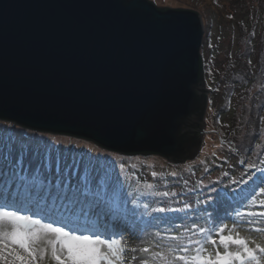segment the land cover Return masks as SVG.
I'll use <instances>...</instances> for the list:
<instances>
[{
  "label": "rangeland",
  "instance_id": "374dc122",
  "mask_svg": "<svg viewBox=\"0 0 264 264\" xmlns=\"http://www.w3.org/2000/svg\"><path fill=\"white\" fill-rule=\"evenodd\" d=\"M151 1L158 7L197 11L203 22L199 48L201 75L204 88L210 91H206L207 105L201 116L204 121L201 143L193 158L173 162L158 153L124 154L82 137L37 131L0 119V187L5 192L9 189L15 192L18 186L27 185L24 181L29 176L38 179L34 181L37 184L44 181L45 187L51 180L54 196L64 191L71 195L77 187L68 188L69 181L77 183L86 174L85 166L94 167L90 177L93 179L92 192L95 198L103 201L107 219L81 214L82 205L53 217L37 218L47 223L63 215L60 226L80 228L78 234L88 229L87 234L122 239L129 249H141L127 253L128 264H141L143 259L160 264L153 253H167L169 247L187 245L189 239L202 240L204 237L198 228H212L214 223L216 226L224 223L229 228L235 223L242 237L264 246V234L256 231L264 228V216L243 217L256 220L254 224H247L240 223L242 218L236 215L237 212L264 211L258 205V201L264 199L259 195L264 183L255 177L257 169H264V12H261L264 0ZM22 145L29 148L23 156V166L19 162ZM49 157L50 167L47 166ZM57 159L61 161L58 174ZM73 160H82L83 164L69 172L64 161L71 163ZM249 164L256 167L249 168ZM240 179L247 180V186L233 183ZM60 182L63 187H56ZM79 185L80 188L84 186ZM251 187L256 189L252 194L257 196L255 205L251 196L244 199L241 194V189L247 191ZM224 189L229 196L217 210V205L209 198L215 199L216 193ZM165 192L169 195L164 196ZM120 196L125 201L118 203ZM161 208L167 210L161 212ZM225 210L230 218H223ZM116 214H126L125 225L131 231L122 232L117 226L115 229L112 219ZM217 216L221 219H215ZM211 234L216 235L214 228ZM205 246L208 252L214 251L212 245L206 243ZM146 247L150 252L142 251Z\"/></svg>",
  "mask_w": 264,
  "mask_h": 264
},
{
  "label": "water",
  "instance_id": "95a60500",
  "mask_svg": "<svg viewBox=\"0 0 264 264\" xmlns=\"http://www.w3.org/2000/svg\"><path fill=\"white\" fill-rule=\"evenodd\" d=\"M201 21L151 0H0V119L193 158L210 91Z\"/></svg>",
  "mask_w": 264,
  "mask_h": 264
},
{
  "label": "snow or ice",
  "instance_id": "6c2138e0",
  "mask_svg": "<svg viewBox=\"0 0 264 264\" xmlns=\"http://www.w3.org/2000/svg\"><path fill=\"white\" fill-rule=\"evenodd\" d=\"M251 63V61H249ZM264 119V118H262ZM21 160L23 166V156L29 151L27 145H22ZM39 149H37V153ZM61 161H56L57 174L60 170ZM65 168L69 172L73 168H79L83 161L73 160L71 163L64 161ZM48 167L51 166L49 157ZM30 167V165H29ZM39 167V166H38ZM86 174L80 177L77 184H83V188L77 187L75 191L69 194L64 191L62 194H52V182L45 187L44 181L40 183L29 182L26 186H18L15 192L11 189L5 192L0 187V264H128L129 251H141V249H129L127 243L122 239L103 238L101 234H87L88 229H84L83 234L80 228H66L60 226L63 219L61 215L58 219H52L51 222H43L37 217H53L57 213L67 211L76 205H82L80 211L83 215H95L98 220L108 218V213L102 207L103 201L95 198L92 192L93 179L92 173L95 168H87ZM249 168H255V164H249ZM123 169L124 165L121 164ZM260 176L256 177L261 183H264V169H257ZM2 175V174H0ZM153 175H156L154 172ZM175 175V173H173ZM24 180L23 177L20 178ZM252 179L251 176L248 178ZM239 185L247 186L248 181L240 179ZM56 187H63V183H57ZM68 187H71L69 181ZM151 187V185H148ZM255 187L241 189L242 198L251 196L252 204H257ZM215 191V190H213ZM168 196L169 193H163ZM259 195L264 196V187H260ZM229 196L227 189L216 193V198L212 199V204L219 206L226 202ZM90 197H94L90 199ZM60 201L59 204L56 202ZM260 208H264V199L258 201ZM188 207V205H185ZM87 209V211H85ZM167 209L161 208L163 212ZM179 211V209H177ZM22 212H31V215L22 214ZM241 217L240 223L254 224L255 219L245 220L243 217L264 216L261 212H237ZM223 218H230L227 210ZM215 219H221L217 216ZM195 229L197 226L194 224ZM215 229L216 235L211 233ZM257 232L264 234V228L256 229ZM198 232L204 237L202 240L189 239L187 245L177 244L174 248L169 247L167 253H153V257H158L160 264H264V246L256 240H250L242 237L237 231V225L234 223L232 228L227 224L220 223L212 228L199 227ZM227 232L228 234H224ZM235 233V234H233ZM123 235V233H121ZM172 239L178 240L179 237ZM206 243L213 246L214 251L208 252ZM254 245V246H250ZM143 252H150L149 248H143ZM175 253H181L176 255ZM207 253V254H206ZM141 264H151L147 259H143Z\"/></svg>",
  "mask_w": 264,
  "mask_h": 264
},
{
  "label": "bare ground",
  "instance_id": "6f19581e",
  "mask_svg": "<svg viewBox=\"0 0 264 264\" xmlns=\"http://www.w3.org/2000/svg\"><path fill=\"white\" fill-rule=\"evenodd\" d=\"M17 128H20L19 126L17 127ZM24 166H26L25 165V162H24ZM26 179H25V181H24V183H26V184H28L29 182H34V181H37L38 179H36V178H33V179H31V178H29V176H26L25 177ZM54 180V179H53ZM47 181V180H46ZM50 182H52L51 180H50ZM80 186V185H79ZM76 187H78V185H77V183L75 182V181H71V189L73 190V189H75ZM68 188H70V187H68ZM123 198V196H120L119 197V199H118V203H119V201L120 200H123V201H125L124 199H122ZM127 214V213H126ZM126 214H124V215H122V214H116V216H118L119 218H117L115 215V219L113 220L112 219V223L113 224H115V229L117 228V227H119L120 228V230H122V232H123V230H124V232H128V231H131V228L130 229H127V225H125V220H124V217H126ZM136 218L137 219H139L138 217H137V215H136ZM117 226V227H116Z\"/></svg>",
  "mask_w": 264,
  "mask_h": 264
},
{
  "label": "trees",
  "instance_id": "16d2710c",
  "mask_svg": "<svg viewBox=\"0 0 264 264\" xmlns=\"http://www.w3.org/2000/svg\"><path fill=\"white\" fill-rule=\"evenodd\" d=\"M262 11L264 12V9H262L261 12H262Z\"/></svg>",
  "mask_w": 264,
  "mask_h": 264
}]
</instances>
